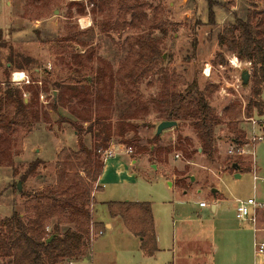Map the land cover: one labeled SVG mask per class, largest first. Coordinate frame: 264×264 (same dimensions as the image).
Returning a JSON list of instances; mask_svg holds the SVG:
<instances>
[{
    "label": "rangeland",
    "instance_id": "374dc122",
    "mask_svg": "<svg viewBox=\"0 0 264 264\" xmlns=\"http://www.w3.org/2000/svg\"><path fill=\"white\" fill-rule=\"evenodd\" d=\"M71 2L84 3L86 15H78L76 7H73L72 18H67ZM126 2L146 5L150 25L137 30L129 27L119 30L109 27L103 29V17L97 11H92L93 5L89 0H61L51 13L39 19H36L31 7L26 6L25 0H0V31L6 45L0 47V85L9 81L14 87H27L28 84L16 85L11 81L14 72H24L31 84L39 81L40 103L44 111L43 119L35 124L34 130L22 142L13 140L10 157H0V220L10 217L14 211L25 219L30 216L26 211L29 199L26 195H33L55 185L57 161L62 150L77 152L81 144L94 150L101 143V139L96 136L98 126L90 129L89 122L76 119L68 108L52 111L53 93L51 90L44 93L40 81L89 76L99 67V58L109 62L117 71L127 54L126 40L142 35L150 36L161 49L163 60L156 66L154 73L140 83L141 95L155 99L168 92L167 89L184 91L186 85L182 84V79L188 84L196 81L201 91L208 84L217 85L218 88L208 100L220 119L215 128L216 152L213 159L201 153V143L190 121L180 122L178 128L166 130L160 136L156 144L160 149L170 151L166 156V163H159L150 154L138 151L137 146L152 149L156 147V144L149 142L162 122L157 112L143 120L134 121L137 135L129 132L124 137L113 136L106 148L98 150L100 162L104 161L105 153L110 149L117 153L131 148L132 152L128 155L137 160L141 168L146 169L147 175L148 172L151 173L153 166H160L167 172L166 179L172 183V187L178 178L174 175V170L178 169L184 174L187 188H170L160 172L154 170L150 181H140L131 190V194L136 192V195H131L134 197L132 200L113 201L151 203L163 248L157 260H153L142 251L139 240L122 228L121 221L114 225L112 231H108V209L106 205L99 203L104 197L99 193L101 187L98 181L93 182L89 204L93 224L90 228L91 245L84 251L82 258L67 264H164L173 260V245L174 258L177 257L178 264H255L253 225L236 218L235 203L237 199L247 201L254 197L258 202L264 203V140L259 143L256 151L259 166L257 182L253 179L252 171L235 179L228 174L233 171L224 168L237 161L225 154L227 144L235 137L232 132L234 124L239 129H245V117L260 115L255 108L250 113L247 111L249 102L255 100L251 78L249 85L241 92L246 105L237 96L222 99L218 94L222 83L225 80L232 81V77L239 73L229 66L228 59L234 54L224 52L225 69L214 62L220 51L217 38L223 28L234 21V15L245 18L248 12L264 9V0H212L215 16L213 24L210 22L207 0ZM129 18L130 16L128 20ZM82 19L87 20L85 26L80 24ZM11 54L18 62L25 64H22L24 70L13 68L8 73ZM76 56L79 57L80 66L75 63ZM26 58L32 63L27 65L24 62ZM206 64L213 66L210 78L203 74ZM76 69H80V72H76ZM30 96L26 92L25 100L28 101ZM261 100L264 101V87ZM128 103L126 96L116 86L112 107L114 111L109 113L114 127L122 119L121 115L131 114L132 109L128 107ZM231 105L239 106L234 111V120L224 114L225 108ZM99 108L102 114L103 109ZM62 117L69 121H61ZM260 118L264 120V110ZM128 141L133 144L129 145ZM188 144L191 146L190 151L195 148L200 150L190 159L185 158L181 150ZM177 154L180 155L178 159ZM35 162L40 163L37 169L21 182L20 178ZM221 168L225 174L220 176L218 172ZM83 176L85 177L84 174ZM201 180L208 183L206 188L199 183ZM19 182L22 183V191L17 189ZM210 188L218 191V200ZM202 201L208 203L205 209H200L199 203ZM214 204H217L216 213L212 210ZM96 223L101 224L98 231L94 225ZM53 226H49V232L53 231ZM257 228L260 230L259 240L264 241V231H261L264 230V208L259 213ZM65 229V226L62 227V231ZM177 242L181 248L178 253ZM11 261L9 257L0 254V264H11Z\"/></svg>",
    "mask_w": 264,
    "mask_h": 264
},
{
    "label": "trees",
    "instance_id": "16d2710c",
    "mask_svg": "<svg viewBox=\"0 0 264 264\" xmlns=\"http://www.w3.org/2000/svg\"><path fill=\"white\" fill-rule=\"evenodd\" d=\"M60 1L25 0V4L31 7L36 19H39L51 13ZM207 2L210 22L213 24L215 16L212 0ZM89 3L93 5L92 11L102 15L103 29L109 27L119 30L129 27L137 30L150 25L146 5L129 4L126 0H89ZM73 7H76L78 15H86L84 3L71 2L67 18H72ZM233 20L218 35L220 51L216 54L214 63L226 64L224 52L234 54L241 61L252 63L251 83L255 100L249 102L247 111L250 113L255 108L262 116L264 9L248 12L245 18L234 15ZM126 42L127 54L117 71L109 62L99 58V67L89 76L81 79L40 81L44 93L50 90L53 93L52 111L58 112L68 108L69 113L76 119L89 122L90 129L98 126L96 136L101 139V143L94 150L84 144L80 145L77 152L62 150L58 156L55 185L33 195H26L29 198L26 211L30 216L25 219L14 211L10 217L0 220V254L9 257L11 264H67L84 256V251L90 247L92 241L90 228L93 224L89 210L92 183L98 181L103 170L98 150L106 148L113 136L124 137L129 132H135L137 135V125L134 121L143 120L155 112L160 114L161 121H176L175 128H178L180 122L190 121L201 143V153L213 159L216 152L215 128L220 119L208 100L218 86L208 84L201 91L196 81L188 84L182 79L180 81L186 85L184 91L167 89L168 92L158 98H146L141 95L139 86L162 62L161 49L150 36L128 38ZM5 46L0 31V47ZM78 61L79 57L76 56L75 63L80 66ZM24 62L27 65L32 63L29 58ZM8 63L11 64L7 69L8 73H11L13 68L24 70L25 64L18 62L13 54L9 56ZM70 66L73 67V64ZM76 72H80V69H76ZM160 72L163 73L161 70ZM38 82L35 81L27 87H14L9 81L0 85V157H10L13 140L22 142L34 130L35 124L43 119ZM116 86L126 96L128 107L132 111L131 114L121 115L122 119L114 127L109 113L114 111L112 107ZM26 92L31 94L28 101H25ZM99 107L103 109L102 114L98 110ZM238 108L237 105L225 108V116L234 120V111ZM62 120L69 121L65 117H62ZM232 132L235 136L232 140L240 145L245 143L244 132L236 123ZM159 140L160 136L155 135L149 143L156 144ZM128 142L129 145L133 144L132 141ZM190 147L188 144L181 149L187 159L199 151V148L190 151ZM137 150L150 154L160 162H166V156L170 153L169 150L160 149L157 144L153 149L137 146ZM234 163L238 164V161L230 163L231 171L234 170ZM39 164L32 163L28 172L20 178L21 182L27 175L32 174ZM105 205L110 217L121 218L128 231L140 238L141 249L147 256L152 257L159 251L151 203L127 201L109 202ZM52 224L53 231L49 232L48 228ZM94 225L96 231L101 227V224ZM64 226L66 229L62 231ZM50 238L52 239L48 242Z\"/></svg>",
    "mask_w": 264,
    "mask_h": 264
},
{
    "label": "crops",
    "instance_id": "0c3cea01",
    "mask_svg": "<svg viewBox=\"0 0 264 264\" xmlns=\"http://www.w3.org/2000/svg\"><path fill=\"white\" fill-rule=\"evenodd\" d=\"M247 127H248V125H247ZM163 133L161 135H163ZM155 135H156V133H155ZM258 145H259V143L254 148L255 166L252 163L253 159L250 157H246L244 159H237L239 169L237 171L233 170V172L228 173V174H230L231 176H234L235 179H240L243 177L244 173L251 172V171L253 173V168L255 167L256 173L259 177V166H258L257 154H256ZM199 152H200V150H199ZM158 162L159 163H166V162H160V161H158ZM139 167L141 168L142 166L138 165V161L133 160L125 151L124 152L118 151L116 153V155H114L113 157L104 159L103 170H102V173L98 179V185L101 187V191L99 193H101L104 198L99 203L105 205L106 203L113 202V201H120L122 199L132 200L134 197L131 195H136V192L134 194H131V193H133V192H131V190H133L134 186H138L140 181H145V182L150 181L151 173H153L154 170L156 172H160V174L162 175V178L164 179V181L167 182V184L170 188H174L175 186L180 188L181 190H185L187 188L184 174H182V171H180L178 169H177L178 171L174 170V172H175L174 175L177 176L178 178L176 180L175 185L171 187L172 183L166 179L167 172L162 170L160 168V166H158V167H156V165L153 166L151 168L152 170L150 171L151 173L148 172V175L146 173V169H143V168L139 169ZM222 174H225V173H222ZM199 183L200 184L202 183V185H204L205 188L207 187L206 185H208V183L205 180L204 181L201 180ZM210 189H212V192L214 193L216 199L218 200V198H219L217 196L218 191L215 188H210ZM184 192L186 193V191H184ZM130 196L132 198H130ZM205 208L200 207V209H205ZM212 210L214 213L217 212V204L212 205ZM107 213H108V211H107ZM107 216H108L107 218L110 220V223H106V228L108 229V231H112L114 229V225L120 224V221H121V224H122L121 226L127 232V234L134 236L125 227L121 218H112V217H110L109 214ZM154 227H155V234H156L157 245H158L159 251L154 256H152L150 259H153V260L156 259L157 260L159 254L161 253V251H163L162 250L163 248H162V240H161L160 235L156 229L155 222H154ZM261 231H264V230H261ZM258 233H257V237H258ZM135 238H137L139 240V243L141 244L140 238H138L136 236H135ZM176 249H177L176 253H178V251L181 249L179 246V242L176 243ZM172 254H173V256H172L173 260L165 262L164 264H178V259H176L177 257L174 258L175 257V246L174 245H173V249H172ZM261 259H260V263H258V264H264V257ZM255 264H257V263L255 262Z\"/></svg>",
    "mask_w": 264,
    "mask_h": 264
},
{
    "label": "built area",
    "instance_id": "2783aa9c",
    "mask_svg": "<svg viewBox=\"0 0 264 264\" xmlns=\"http://www.w3.org/2000/svg\"><path fill=\"white\" fill-rule=\"evenodd\" d=\"M80 24L81 26H83L81 21H80ZM233 59H236L237 61H239L238 66L232 64ZM228 62H229V66L231 68L238 70L239 73L236 76L232 77V81L225 80L224 83H222V85L220 86L218 94L222 99H229L232 96L233 97L237 96L245 104V99L241 95V92H243L246 86L243 85V82L241 79V73L243 70H248L250 73V71H252V63L249 61H241L235 55L230 57L228 59ZM219 67L221 69L227 68V66H224V65H219ZM212 68L213 66L211 64L205 65L203 74L206 78L211 77ZM21 73L24 74L21 80L16 79L14 77V74H21ZM11 81L13 84H16V85H21V84L30 85L31 84L29 78L26 76L24 72H14L12 74ZM231 90H233V92H231ZM221 114H222V111L220 113V116ZM260 117L261 116L245 117L246 124L248 125L246 129H242L245 134V143L240 145L235 140H230L226 147L225 154L227 157H231L236 160L244 159L246 157H251L253 159L252 163L255 166L254 148L258 143L264 140V120L261 119ZM220 142L221 141H219V143ZM125 152L127 154H130L132 152V149L131 148L126 149ZM114 155H116V152L110 149L105 153V159L113 157ZM178 158H180L179 154L176 155V159ZM229 166H225L224 170L229 168ZM224 170H222L221 168V170L218 172L220 176L224 172ZM253 179L255 182L259 180L255 167L253 168ZM199 206L201 208H205V207H208V203L202 201L199 203ZM263 208H264V203L258 202L255 197L250 198L247 201L237 199L235 203L236 218L241 222H247L253 225V230H254L253 253H254L255 262L257 264L260 263V259L264 257V241L259 240V238L257 237V233L260 231L257 228L258 217H259L260 211ZM91 235L93 237V231Z\"/></svg>",
    "mask_w": 264,
    "mask_h": 264
},
{
    "label": "water",
    "instance_id": "95a60500",
    "mask_svg": "<svg viewBox=\"0 0 264 264\" xmlns=\"http://www.w3.org/2000/svg\"><path fill=\"white\" fill-rule=\"evenodd\" d=\"M250 78H251V75L249 73L248 70H243L242 73H241V79H242V82H243V85L244 86H248L249 83H250ZM26 101V100H25ZM177 126V122L176 121H162L158 126H157V129H156V135L157 136H160L164 131L166 130H169V129H172L174 127ZM232 168L237 171L239 169L238 167V164L237 163H234L232 165ZM238 176V175H237ZM193 181H194V177L191 178ZM17 189L19 191H22V183L19 182L18 185H17ZM52 238L48 239V242L51 241Z\"/></svg>",
    "mask_w": 264,
    "mask_h": 264
},
{
    "label": "bare ground",
    "instance_id": "6f19581e",
    "mask_svg": "<svg viewBox=\"0 0 264 264\" xmlns=\"http://www.w3.org/2000/svg\"><path fill=\"white\" fill-rule=\"evenodd\" d=\"M86 21H87V20H83V19H82L81 22H82V25H83V26H85V24H87ZM232 64L238 66V65H239V61H237L236 59H233V60H232ZM22 77H23V76H21V77H19V78H16V79H20V80H21Z\"/></svg>",
    "mask_w": 264,
    "mask_h": 264
},
{
    "label": "clouds",
    "instance_id": "9594fccd",
    "mask_svg": "<svg viewBox=\"0 0 264 264\" xmlns=\"http://www.w3.org/2000/svg\"><path fill=\"white\" fill-rule=\"evenodd\" d=\"M23 75H24V74H22V73H21V74H14V77H15V78H19V77H21V76H23Z\"/></svg>",
    "mask_w": 264,
    "mask_h": 264
}]
</instances>
